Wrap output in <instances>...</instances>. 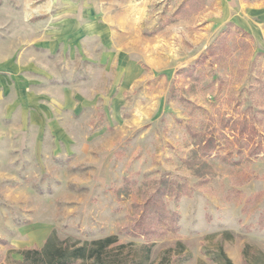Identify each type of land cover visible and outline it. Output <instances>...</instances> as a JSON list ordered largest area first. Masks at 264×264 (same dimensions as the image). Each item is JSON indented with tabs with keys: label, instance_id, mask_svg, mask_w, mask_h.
<instances>
[{
	"label": "rangeland",
	"instance_id": "obj_1",
	"mask_svg": "<svg viewBox=\"0 0 264 264\" xmlns=\"http://www.w3.org/2000/svg\"><path fill=\"white\" fill-rule=\"evenodd\" d=\"M223 1L0 0V264L51 233L262 264L264 0Z\"/></svg>",
	"mask_w": 264,
	"mask_h": 264
},
{
	"label": "trees",
	"instance_id": "obj_2",
	"mask_svg": "<svg viewBox=\"0 0 264 264\" xmlns=\"http://www.w3.org/2000/svg\"><path fill=\"white\" fill-rule=\"evenodd\" d=\"M188 70L193 71V67L185 70L182 68L177 72ZM136 226L139 233L147 232L141 230V221ZM182 247L184 244L177 241L174 246L166 248L158 259L152 261L153 243L135 246L120 242L115 235L81 242L62 240L55 233H51L41 247L21 249L17 251L20 258H12L7 264H170L174 251ZM209 258L215 264H233L221 245L218 246L216 254Z\"/></svg>",
	"mask_w": 264,
	"mask_h": 264
},
{
	"label": "crops",
	"instance_id": "obj_3",
	"mask_svg": "<svg viewBox=\"0 0 264 264\" xmlns=\"http://www.w3.org/2000/svg\"><path fill=\"white\" fill-rule=\"evenodd\" d=\"M211 2H212V0H206L205 8L209 7L208 4H211ZM223 4L225 6L224 9L225 10L227 9V12H229V13H232L231 11H233V12L238 11L237 10V4H238L237 0H224ZM227 19L232 20L234 22V24H236V26H238V27L240 26L241 28H245V29L249 30L248 28H246L244 22H242L240 14H237V13L233 14L232 16L230 15L229 17H227V15H226V16H224L223 19L214 20V21L208 17V18L204 19V21H202L203 22L201 24L202 32L199 35L200 39H202L203 41H208V39L211 36V29L212 28L215 29V28H217V26L222 25L223 23L226 22ZM178 38H180V35H178V33L176 32V28L174 25V43L176 42V40ZM163 41L164 40L162 39L161 42H163ZM164 42L166 43L167 41H164ZM152 50H153V48H152ZM175 57H179L178 54H176ZM180 58L186 64H188L189 62L192 63L195 59L194 51L192 53H190L188 56H186V57L183 56ZM185 58H188V59L185 60ZM178 59L179 58L174 59V57L171 59H168L167 57H164L163 55L159 56V57H154V56L148 57V60H150L154 64L153 68H157L159 71H164V69L167 70L168 68H171L173 66L172 61L173 60L178 61Z\"/></svg>",
	"mask_w": 264,
	"mask_h": 264
}]
</instances>
